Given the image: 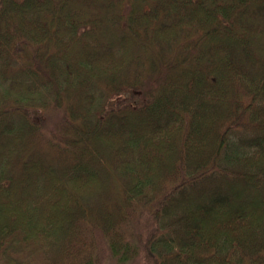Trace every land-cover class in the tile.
Instances as JSON below:
<instances>
[{"label":"trees","instance_id":"1","mask_svg":"<svg viewBox=\"0 0 264 264\" xmlns=\"http://www.w3.org/2000/svg\"><path fill=\"white\" fill-rule=\"evenodd\" d=\"M264 264V0H0V264Z\"/></svg>","mask_w":264,"mask_h":264},{"label":"rangeland","instance_id":"2","mask_svg":"<svg viewBox=\"0 0 264 264\" xmlns=\"http://www.w3.org/2000/svg\"><path fill=\"white\" fill-rule=\"evenodd\" d=\"M139 264V263H138Z\"/></svg>","mask_w":264,"mask_h":264}]
</instances>
